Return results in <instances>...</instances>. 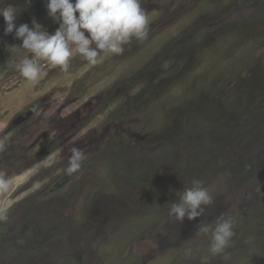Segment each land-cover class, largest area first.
I'll list each match as a JSON object with an SVG mask.
<instances>
[{
	"label": "rangeland",
	"instance_id": "obj_1",
	"mask_svg": "<svg viewBox=\"0 0 264 264\" xmlns=\"http://www.w3.org/2000/svg\"><path fill=\"white\" fill-rule=\"evenodd\" d=\"M140 4L146 39L34 81L0 18V264H264V0ZM193 179L214 203L176 223ZM221 216L212 255L198 227Z\"/></svg>",
	"mask_w": 264,
	"mask_h": 264
},
{
	"label": "clouds",
	"instance_id": "obj_2",
	"mask_svg": "<svg viewBox=\"0 0 264 264\" xmlns=\"http://www.w3.org/2000/svg\"><path fill=\"white\" fill-rule=\"evenodd\" d=\"M46 11L58 24L51 34L35 21L31 27L27 23L17 26V8L12 5L0 8L4 34H12L15 30V39L21 41L19 47L10 48L27 50L31 54L16 65L27 80L34 81L42 74L40 61L59 66L61 71L67 72L74 55L96 64L101 53L120 55L125 51L124 45L133 39L142 41L147 38L149 21L140 0H46ZM83 159V152L73 148L66 171L69 174L77 172ZM7 187V180L0 178V189ZM178 196V201L171 204L168 213L176 223L183 222L185 218L191 221L201 217L205 208L214 203L209 189L198 179H193L191 187L178 192ZM233 228V220L221 216L212 223H201L198 234L210 235L209 251L218 255L229 247L235 234Z\"/></svg>",
	"mask_w": 264,
	"mask_h": 264
},
{
	"label": "flooded vegetation",
	"instance_id": "obj_3",
	"mask_svg": "<svg viewBox=\"0 0 264 264\" xmlns=\"http://www.w3.org/2000/svg\"><path fill=\"white\" fill-rule=\"evenodd\" d=\"M6 5H12L17 8L19 12L15 20L17 26L27 23L29 27H31L32 22L35 21L50 34L54 33L58 27V24L54 23L47 15L46 0H30V3H26V0H6ZM3 7L4 6H2V8ZM4 40L6 43L2 44H4L5 47H19L21 45V41L15 39V30L12 34L6 35V39Z\"/></svg>",
	"mask_w": 264,
	"mask_h": 264
}]
</instances>
